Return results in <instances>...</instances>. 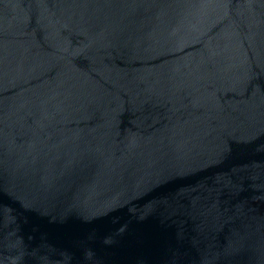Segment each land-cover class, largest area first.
<instances>
[{"label": "water", "instance_id": "1", "mask_svg": "<svg viewBox=\"0 0 264 264\" xmlns=\"http://www.w3.org/2000/svg\"><path fill=\"white\" fill-rule=\"evenodd\" d=\"M0 264H264V0H0Z\"/></svg>", "mask_w": 264, "mask_h": 264}]
</instances>
